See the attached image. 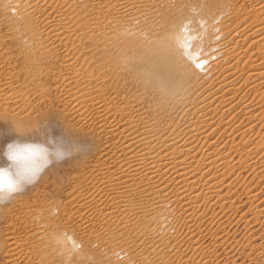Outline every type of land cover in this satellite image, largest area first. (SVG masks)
Wrapping results in <instances>:
<instances>
[{"label": "bare ground", "instance_id": "1", "mask_svg": "<svg viewBox=\"0 0 264 264\" xmlns=\"http://www.w3.org/2000/svg\"><path fill=\"white\" fill-rule=\"evenodd\" d=\"M36 3L35 0H0V22L13 38H18L14 39L18 48L15 47L10 58L23 66L21 73L11 72V76L0 71V92L6 90L4 100L19 98L14 101L17 106L13 105V114L7 120L10 129L23 134L27 131L24 123L48 120L46 116L33 115L24 97L44 92V88L34 82V69L55 64L58 79L55 90L67 113L75 122L90 120L92 132L104 140V151L95 156L89 173L95 179V194L113 193L117 189V195L110 196L114 204L107 212L108 220L116 218L114 208L124 205L117 219L122 223H127L130 217L131 225L147 226L159 217H167L169 211L183 215L184 220L190 222L198 201L203 199L209 204L220 201L228 171L235 168V160L243 158L232 156L231 147L236 146H228L226 138L231 142L238 136L237 141L242 142L244 138L241 149L264 139L258 136L262 139L253 141L257 137H250L256 118L252 113L259 111V118L264 114V63L252 59L247 68L243 62L250 49L258 50L262 46L264 20L247 25L248 18L244 15L250 13H241L239 6L216 5L209 10L195 0H102L83 21V18L74 19L75 15L61 12L56 22L46 19L42 30L44 40L39 41L34 26ZM90 19L94 22L88 23ZM61 33L60 42L72 46V56L65 55L67 51L64 55L56 54L52 48L54 44L50 39ZM262 44L264 47V42ZM259 55L264 57V52ZM5 103L8 105L7 101ZM259 120L257 117L256 121ZM74 137L76 142L82 141L89 147L98 145L92 137L86 139L78 133ZM93 150L92 155H95L94 147ZM110 150L113 154L108 155ZM114 154L116 157L108 162ZM37 161V155L24 153L19 162L31 169L38 166ZM260 165L264 167L263 163ZM9 167L5 163L0 165V169L9 170L12 176L16 170ZM252 167L254 170V165ZM140 172L143 177L138 176ZM136 179L142 181V202L139 205L116 202L119 197L130 194ZM246 193L242 195H246L249 203L248 213L255 217L253 225L258 219L264 222L260 195L252 190ZM79 197L82 198L80 193L74 199ZM83 197L77 201L76 212L84 222L82 209L95 203L101 205V199L99 196L94 200L92 193ZM155 226L162 224L157 222ZM58 238L53 240L55 244ZM4 239L7 255L18 245L15 241L17 246L14 247L10 234ZM168 241V236H164L163 242Z\"/></svg>", "mask_w": 264, "mask_h": 264}, {"label": "rangeland", "instance_id": "2", "mask_svg": "<svg viewBox=\"0 0 264 264\" xmlns=\"http://www.w3.org/2000/svg\"><path fill=\"white\" fill-rule=\"evenodd\" d=\"M35 1L37 3L34 13V26L37 29L36 36L39 41L44 40L42 30L46 19H49L47 21L56 22L61 12L62 15L67 13L75 15L74 19L83 18L81 19L83 21L90 17L89 15L95 10L94 8H98L97 5L99 3L102 4V0ZM195 1L209 10L216 5L227 6V8L239 6V8L241 7V13H250L249 15H244L248 18L247 25L259 24L264 20L262 18L264 0ZM253 10L255 13H253ZM257 15L260 17L258 18ZM87 22L94 21L90 19ZM8 30L0 22V71L3 70L4 74L8 73L10 75L11 72L13 74L21 73L19 70L21 67L23 69V66L18 61L13 62L10 58V54L13 55L15 49L18 48V44L15 41L18 38H13L10 30ZM62 35L63 33L50 39L54 44L52 48L56 54L64 55V51H67L65 55L70 54L72 46L70 44L64 45L60 42L63 39L60 38ZM250 40L251 37L244 43V48H247L246 46ZM262 42L264 41L262 40ZM262 42L261 45L263 46ZM262 46H260L262 51L259 50V47L258 50L254 47L253 49L257 51L250 49L248 52H251L246 53L245 56H249V58L245 59V57L243 59L244 64H246L245 67L249 68L253 60L264 63L263 55H259L264 52V47ZM254 55H256V58ZM70 56H72V53ZM249 59L251 62L248 61ZM13 70L15 71L13 72ZM56 71L57 66L55 64L50 67L44 65L42 68L34 69V82L36 85L40 84L44 88V92L29 93L24 98L28 102L27 106L30 103L33 115L46 116L48 120L40 121L36 124L34 122L24 123L23 126L27 127V131L23 134L12 131L7 123L10 115L13 114L11 110L15 108L14 106H17V104L14 105V101L19 100V98L4 100L6 90L0 92V126H2L0 127V165L5 163L8 167L10 166V169L12 168L11 170H16V165L18 163L21 165L22 163L7 159L6 153L9 146H16L17 144L18 146L16 147L20 148L38 147V149L44 150L42 155H37V163L41 167L31 182L24 184L14 193L5 195L4 192L0 191L3 194L0 196V264H264V238L262 237L264 234V222L260 223L259 220L261 219H258L255 221L256 224L254 223L253 225L252 221L255 220V217L253 218L250 211L248 213L249 203L246 199L247 191L258 192L259 194L257 193V195H260L258 196L259 204L264 210V173L262 176L264 170H259L264 169L260 165L263 163L264 166V139H262L264 138V124H262L264 122V118H262L264 114L261 113V116H263L259 118V111L254 112L255 114L252 113L253 118L256 115V118L258 117V119L262 120L256 121V118L253 119V133L251 132L253 136L250 135V137L252 139L257 137V140L253 141L262 139L259 141L260 143L262 142L261 145L259 142H257V145L254 142L253 145H255L253 147L252 143H248V146L241 149L244 138L241 140L242 142L237 141L239 136L235 137L234 142H231L230 138L225 140L228 146H236L235 148L231 147L230 153L232 156L234 155L235 159H238V157L243 158L242 160L239 158L241 162L235 160V168L228 171L226 180L222 183L221 196L224 198L222 197L220 201L218 199V202L214 204H209L203 199L198 201L197 208L192 211V217H189L191 218L190 222H186L183 215L175 211H169L167 217H159L152 223H148L147 226L140 224L131 225L132 220H129L130 217L127 223L120 222V219L117 220L118 217H121L119 209L124 207V205L122 207L120 205V208L117 207L118 210L114 208L119 213L116 212V218L108 220L107 212L112 209L111 204H114L113 198L110 196L115 197L117 189H114L113 193L112 191H100L95 194V179L92 178L89 170L94 164L95 156L97 157L104 151L102 150L104 140L92 132L90 120L84 119L81 122H75L67 113L59 98V94L55 90L58 82ZM244 81L240 83L244 84ZM256 97L258 98V95ZM6 101L8 105L5 103ZM20 102H22V99ZM261 102L263 101L261 100L260 104ZM40 120L43 119L41 118ZM75 133L83 135L86 139L92 137L98 142V145H93L96 149L95 155H92V152L95 151L93 147H89L87 143L82 141L76 142ZM254 136L255 138H253ZM238 143L239 145L237 146ZM260 148L261 151H259ZM237 149L239 151H236ZM246 152H249L248 156ZM107 154H113V150L108 151ZM115 157L116 154L111 156L108 162H111ZM249 159L253 160L250 161ZM44 160L47 163H44ZM244 162H248V164ZM252 165H254V170H252ZM254 171L256 173L255 176ZM138 176L143 177L144 175L140 172ZM135 183V188L131 190L130 194L119 197L116 202L124 203L125 201L133 205H139L142 202L140 191L143 186L142 181L139 179H136ZM244 185H246L245 188ZM169 189L172 190L170 184ZM78 193L82 195V198L74 199ZM91 193L94 200L100 196L101 205L96 206L97 203H95V205H88V209L87 207L82 209L83 211H81L84 214H82V217H86L83 222L78 218L77 213L79 212H76L77 201L78 199H83V196L88 197ZM109 197L111 200H108ZM222 202L223 206L221 205ZM174 218L179 219L174 221ZM246 219H248L249 223H246ZM157 222L162 224V226H155ZM107 227L108 229H105ZM124 228L128 229V231ZM9 234L13 238L14 247L18 246L12 251L13 253L15 251L14 254L10 252V254L5 255L4 252L7 247L4 243V238ZM166 235L170 241L164 243L163 240ZM56 236L59 237V241L55 244L53 240L57 238ZM159 239L160 241L158 242ZM9 257L10 260L7 259Z\"/></svg>", "mask_w": 264, "mask_h": 264}, {"label": "snow or ice", "instance_id": "3", "mask_svg": "<svg viewBox=\"0 0 264 264\" xmlns=\"http://www.w3.org/2000/svg\"><path fill=\"white\" fill-rule=\"evenodd\" d=\"M43 149L38 148H20L9 146L7 150V159L9 161L18 162L22 159L24 153L29 155H42ZM44 163H47L44 160ZM41 166H35L31 169L25 168L19 164L16 165V171L12 176L9 175V170L0 169V191L6 193H14L18 191L24 184L31 182L36 174L40 171ZM79 247V245H77Z\"/></svg>", "mask_w": 264, "mask_h": 264}]
</instances>
